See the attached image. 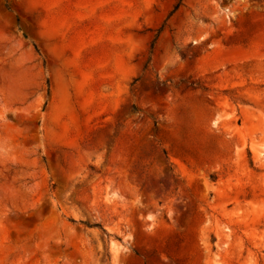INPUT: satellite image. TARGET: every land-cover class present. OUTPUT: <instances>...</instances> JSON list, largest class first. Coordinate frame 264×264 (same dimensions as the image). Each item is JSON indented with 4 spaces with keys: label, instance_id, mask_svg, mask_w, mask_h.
Masks as SVG:
<instances>
[{
    "label": "rangeland",
    "instance_id": "374dc122",
    "mask_svg": "<svg viewBox=\"0 0 264 264\" xmlns=\"http://www.w3.org/2000/svg\"><path fill=\"white\" fill-rule=\"evenodd\" d=\"M0 264H264V0H0Z\"/></svg>",
    "mask_w": 264,
    "mask_h": 264
},
{
    "label": "trees",
    "instance_id": "16d2710c",
    "mask_svg": "<svg viewBox=\"0 0 264 264\" xmlns=\"http://www.w3.org/2000/svg\"><path fill=\"white\" fill-rule=\"evenodd\" d=\"M83 224H85L86 226L88 227H95V226H99L100 228L103 229V227L101 225H91L90 223H87V222H82ZM105 231V230H104Z\"/></svg>",
    "mask_w": 264,
    "mask_h": 264
}]
</instances>
